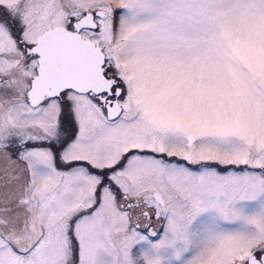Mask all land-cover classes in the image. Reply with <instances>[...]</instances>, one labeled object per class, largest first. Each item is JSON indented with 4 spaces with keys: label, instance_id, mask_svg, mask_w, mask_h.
<instances>
[{
    "label": "snow or ice",
    "instance_id": "1",
    "mask_svg": "<svg viewBox=\"0 0 264 264\" xmlns=\"http://www.w3.org/2000/svg\"><path fill=\"white\" fill-rule=\"evenodd\" d=\"M0 264H264V0H0Z\"/></svg>",
    "mask_w": 264,
    "mask_h": 264
},
{
    "label": "flooded vegetation",
    "instance_id": "2",
    "mask_svg": "<svg viewBox=\"0 0 264 264\" xmlns=\"http://www.w3.org/2000/svg\"><path fill=\"white\" fill-rule=\"evenodd\" d=\"M71 131H72V132H74V131H75V127H74V126L72 127Z\"/></svg>",
    "mask_w": 264,
    "mask_h": 264
}]
</instances>
